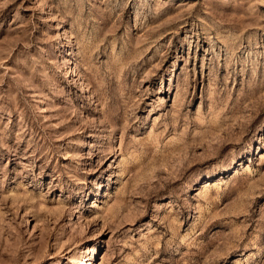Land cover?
I'll use <instances>...</instances> for the list:
<instances>
[{"label": "rangeland", "instance_id": "1", "mask_svg": "<svg viewBox=\"0 0 264 264\" xmlns=\"http://www.w3.org/2000/svg\"><path fill=\"white\" fill-rule=\"evenodd\" d=\"M0 264H264V0H0Z\"/></svg>", "mask_w": 264, "mask_h": 264}, {"label": "bare ground", "instance_id": "2", "mask_svg": "<svg viewBox=\"0 0 264 264\" xmlns=\"http://www.w3.org/2000/svg\"><path fill=\"white\" fill-rule=\"evenodd\" d=\"M76 263V262H75Z\"/></svg>", "mask_w": 264, "mask_h": 264}]
</instances>
